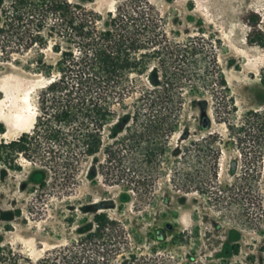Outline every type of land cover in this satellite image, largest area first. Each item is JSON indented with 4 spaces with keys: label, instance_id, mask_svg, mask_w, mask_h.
I'll list each match as a JSON object with an SVG mask.
<instances>
[{
    "label": "trees",
    "instance_id": "1",
    "mask_svg": "<svg viewBox=\"0 0 264 264\" xmlns=\"http://www.w3.org/2000/svg\"><path fill=\"white\" fill-rule=\"evenodd\" d=\"M108 15L72 0H0L4 57L33 54L48 78L33 128L0 139V166L31 164L40 200L72 196L91 159L89 178L124 186L123 201L143 200L147 180L172 152L188 98L229 97L213 35L177 38L151 0H121ZM244 21L248 41L264 47V13L250 10ZM49 50L58 55L54 63ZM251 114L239 130L262 122L263 112ZM132 239L125 221L101 211L90 231L39 259L0 243V264H168L134 250Z\"/></svg>",
    "mask_w": 264,
    "mask_h": 264
},
{
    "label": "rangeland",
    "instance_id": "2",
    "mask_svg": "<svg viewBox=\"0 0 264 264\" xmlns=\"http://www.w3.org/2000/svg\"><path fill=\"white\" fill-rule=\"evenodd\" d=\"M72 1L106 17L121 0ZM151 1L177 38L213 35L229 97L188 98L172 152L147 180L143 200L123 201L124 186L89 178L94 159L76 192L52 201L37 198L31 164L22 171L0 166V243L39 259L90 231L95 213L105 211L125 221L134 250L168 264H264V47L248 41L244 21L250 10L264 13V0ZM32 57L7 59L0 50V139L33 128L48 78ZM57 58L47 51L49 63ZM258 110L262 122L239 130Z\"/></svg>",
    "mask_w": 264,
    "mask_h": 264
},
{
    "label": "water",
    "instance_id": "3",
    "mask_svg": "<svg viewBox=\"0 0 264 264\" xmlns=\"http://www.w3.org/2000/svg\"><path fill=\"white\" fill-rule=\"evenodd\" d=\"M159 237H163L162 231L159 232Z\"/></svg>",
    "mask_w": 264,
    "mask_h": 264
}]
</instances>
